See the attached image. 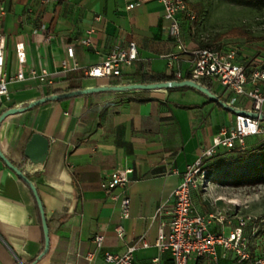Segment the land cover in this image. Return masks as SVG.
I'll return each instance as SVG.
<instances>
[{
    "label": "crops",
    "instance_id": "obj_1",
    "mask_svg": "<svg viewBox=\"0 0 264 264\" xmlns=\"http://www.w3.org/2000/svg\"><path fill=\"white\" fill-rule=\"evenodd\" d=\"M139 1L129 8L128 0H0L7 68L28 73L33 67H47L52 80L12 82L1 113L54 93L109 85L119 79L128 84L140 63L151 72L190 71L196 58L193 49L212 45L199 43L197 20L182 18L187 50H181L163 3ZM91 28L92 42L85 45L81 39ZM19 35L27 47L25 65L16 54ZM131 41L137 43L141 58L133 66H124L129 78H95L63 67L65 59L70 64L102 62L111 50ZM70 44L75 45L74 57L67 51ZM223 44L217 46H231ZM214 88L223 94L215 81ZM236 114L192 88H154L83 93L7 116L0 125V145L38 188L50 228V247L45 250L43 216L34 190L0 156V264H28L39 256L36 264H111L103 254L93 260L87 257L96 248L97 233L105 235L104 250L125 252L136 244V264H175L172 251L156 244L160 229H170L174 190L187 164L222 127L235 124ZM262 124L260 133L248 137L250 144L264 140V119ZM35 132L50 139L48 153L38 161L25 153ZM115 167L133 168L126 190L109 188L104 175ZM210 183L194 194L209 190ZM125 193L131 199L126 219L122 216ZM196 211L202 212L200 205ZM216 215L223 221L215 219L212 229L227 232L241 217ZM121 222L126 229L123 238L116 230ZM145 239L149 245L143 244ZM203 260L193 257L190 264H252L225 256L221 248L217 258Z\"/></svg>",
    "mask_w": 264,
    "mask_h": 264
},
{
    "label": "built area",
    "instance_id": "obj_2",
    "mask_svg": "<svg viewBox=\"0 0 264 264\" xmlns=\"http://www.w3.org/2000/svg\"><path fill=\"white\" fill-rule=\"evenodd\" d=\"M128 7L132 8L140 3L139 0H128ZM165 9V17L170 20L173 33L177 37L178 47L187 50L182 41L183 28L181 20L186 17L192 21L198 19V14L191 7L188 0H160ZM93 28L87 31L81 41L88 45L92 42L91 34ZM53 38V34L49 35ZM16 54L22 65L27 64V47L23 36L16 37ZM8 42L5 33L0 31V113L2 103L10 98V84L19 80L41 79L49 83L51 73L47 67L40 70L36 67L30 68L26 73L23 69L11 72L7 68ZM196 58L192 66L195 77L211 76L215 83L220 86L223 95L231 104L247 110L264 112V62L256 65H246L240 60L239 49L234 46L219 47L217 45L197 46L193 49ZM70 57L75 56V45L70 44L67 48ZM141 58L138 45L131 41L126 47L114 48L105 60L94 64H81L75 61L70 64L63 60L65 69L83 70L88 76L95 78L123 76L124 66H133ZM172 66V62H171ZM176 76L182 77L185 73L181 70L174 71ZM126 82H131L126 80ZM262 120L248 114L237 113L236 122L233 126H224L213 136L212 143L206 146L201 154L187 164L180 184L174 190L175 206L170 229H160L156 244L162 249H170L174 256L175 264H190L191 258L207 260L217 258L218 249L223 250L225 256L233 255L238 261L250 260L252 264H264V253L252 254L250 239L246 234V228L252 221L253 216H241L239 224L229 232L223 230L215 231L212 225L215 219L223 221L215 213H203L196 211L194 203V190L201 187L207 188L211 182L209 164L212 158L222 149H231L240 145L245 147L247 139L251 135L262 131ZM132 167H115L105 172L109 188L122 187L127 189L130 182ZM131 199L128 194L122 198V216L124 219L130 217ZM117 233L124 237L126 229L121 222L116 226ZM103 233L95 236L96 248L87 253L89 259H95L103 254L105 261L111 264H136L135 252L137 245H131L125 252L104 250ZM143 244L149 245L145 239ZM203 260V261H204ZM200 264H204L201 262Z\"/></svg>",
    "mask_w": 264,
    "mask_h": 264
},
{
    "label": "rangeland",
    "instance_id": "obj_3",
    "mask_svg": "<svg viewBox=\"0 0 264 264\" xmlns=\"http://www.w3.org/2000/svg\"><path fill=\"white\" fill-rule=\"evenodd\" d=\"M188 1L198 14L195 30L202 38L199 43L223 46L227 42L239 49L241 61L264 62L263 5L253 1ZM194 203L203 213L253 216L245 232L251 249L264 253V183L236 186L226 178L215 177L209 190L194 194Z\"/></svg>",
    "mask_w": 264,
    "mask_h": 264
},
{
    "label": "trees",
    "instance_id": "obj_4",
    "mask_svg": "<svg viewBox=\"0 0 264 264\" xmlns=\"http://www.w3.org/2000/svg\"><path fill=\"white\" fill-rule=\"evenodd\" d=\"M234 1H253L257 2L264 6V0H234ZM245 59V58H244ZM246 65H250L254 62H251V59L242 60ZM254 65H256L254 63ZM196 79L203 86L210 88L212 91H215L218 95H220L224 100L227 101V98L221 93L218 92L214 88V79L211 76H202L195 77L192 71H187L182 77H178L174 72H158V71H148L145 69L143 63H140L134 73L133 81L129 83H152V82H160V81H168V80H176V79ZM112 84H123V82L119 80H115L111 82ZM75 89L76 87H72ZM195 89L200 93L207 96L211 101L212 100L205 92L202 90L192 87L189 85L183 86H174L169 87L170 90L173 89ZM137 90V89H135ZM221 107H224L221 103L216 102ZM242 107L241 105H238ZM11 107V106H10ZM210 169V177H220L226 178L232 184L236 186L240 185H256L264 183V140L256 143L250 144L247 140V145L242 147L237 145L231 149H222L220 152L215 155L209 164ZM252 254H256L254 250H252ZM40 260V256L36 257L30 261L28 264H36ZM250 261L244 260L241 262Z\"/></svg>",
    "mask_w": 264,
    "mask_h": 264
},
{
    "label": "water",
    "instance_id": "obj_5",
    "mask_svg": "<svg viewBox=\"0 0 264 264\" xmlns=\"http://www.w3.org/2000/svg\"><path fill=\"white\" fill-rule=\"evenodd\" d=\"M183 85H189L192 87H196L203 92H205L212 100L215 102L221 103L225 108L232 110L236 113H243L248 114L257 118L264 119V112L260 111H253V110H247L244 108L237 107L230 102L224 100L220 95H218L215 91H212L210 88L203 86L199 81L196 79H176V80H168V81H160V82H152V83H128V84H109V85H100V86H92L82 89H76V90H70L67 92L62 93H54L47 96H43L41 98H38L36 100H33L29 102L26 106H19V107H11L7 110H4L0 114V125L2 121L9 115L23 111L26 108H32L42 102L48 101V100H56V99H63L67 97H71L78 94L83 93H90V92H96V91H105V90H135V89H154V88H169L174 86H183ZM50 149V139L40 132H35L30 139V141L27 144L25 153L26 155L31 158L32 160L38 161L43 158L45 154L48 153ZM0 156L5 160V162L16 172L24 178L32 187L34 190L38 203L40 205V209L43 216V224L45 229V235H46V248L45 250H48L50 247V228L46 217V211L43 204V201L39 195L38 188L36 184L33 182V180L17 165L15 164L2 150V147L0 145ZM24 264V263H23Z\"/></svg>",
    "mask_w": 264,
    "mask_h": 264
}]
</instances>
